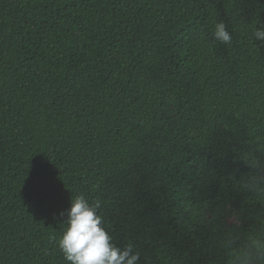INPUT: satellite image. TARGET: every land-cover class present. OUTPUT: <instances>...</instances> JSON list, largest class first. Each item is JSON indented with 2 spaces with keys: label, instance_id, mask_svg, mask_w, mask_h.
Wrapping results in <instances>:
<instances>
[{
  "label": "trees",
  "instance_id": "obj_1",
  "mask_svg": "<svg viewBox=\"0 0 264 264\" xmlns=\"http://www.w3.org/2000/svg\"><path fill=\"white\" fill-rule=\"evenodd\" d=\"M255 23L264 0H0V264H67L75 194L140 264H214L198 212L264 208L237 187L264 155Z\"/></svg>",
  "mask_w": 264,
  "mask_h": 264
},
{
  "label": "clouds",
  "instance_id": "obj_2",
  "mask_svg": "<svg viewBox=\"0 0 264 264\" xmlns=\"http://www.w3.org/2000/svg\"><path fill=\"white\" fill-rule=\"evenodd\" d=\"M257 23V22H256ZM245 24L251 28V41L264 44V25ZM212 38L223 45L232 43L233 35L223 21L214 25ZM264 145V137L258 141ZM264 148V147H262ZM244 162L249 171L237 181L239 190L264 205V155L249 153ZM101 201H91L84 194H75L66 212L63 231L57 247L67 264H140L141 253L132 243L123 248L112 243L98 214ZM65 215V213H61ZM211 226L219 255L214 264H264V208L254 217L255 223L242 227L245 217L240 210L225 203L213 212H198V218Z\"/></svg>",
  "mask_w": 264,
  "mask_h": 264
}]
</instances>
